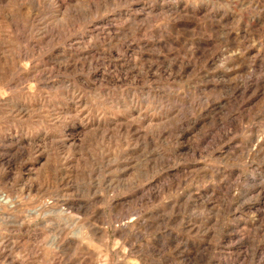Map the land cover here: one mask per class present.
Wrapping results in <instances>:
<instances>
[{
    "label": "rangeland",
    "instance_id": "1",
    "mask_svg": "<svg viewBox=\"0 0 264 264\" xmlns=\"http://www.w3.org/2000/svg\"><path fill=\"white\" fill-rule=\"evenodd\" d=\"M0 264H264V0H0Z\"/></svg>",
    "mask_w": 264,
    "mask_h": 264
},
{
    "label": "bare ground",
    "instance_id": "2",
    "mask_svg": "<svg viewBox=\"0 0 264 264\" xmlns=\"http://www.w3.org/2000/svg\"><path fill=\"white\" fill-rule=\"evenodd\" d=\"M186 64V63H185ZM104 128V127H103ZM2 199V198H1ZM2 202L3 203H9V200H7L5 197H4V199H2Z\"/></svg>",
    "mask_w": 264,
    "mask_h": 264
}]
</instances>
